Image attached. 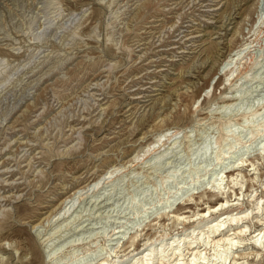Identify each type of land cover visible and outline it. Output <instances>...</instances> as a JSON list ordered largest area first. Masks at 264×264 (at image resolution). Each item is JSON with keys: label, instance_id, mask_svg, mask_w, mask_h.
I'll use <instances>...</instances> for the list:
<instances>
[{"label": "rangeland", "instance_id": "rangeland-1", "mask_svg": "<svg viewBox=\"0 0 264 264\" xmlns=\"http://www.w3.org/2000/svg\"><path fill=\"white\" fill-rule=\"evenodd\" d=\"M220 196L256 230L264 0H0V264H110L150 243L168 264ZM243 239L203 264H264V237L258 253Z\"/></svg>", "mask_w": 264, "mask_h": 264}, {"label": "bare ground", "instance_id": "bare-ground-1", "mask_svg": "<svg viewBox=\"0 0 264 264\" xmlns=\"http://www.w3.org/2000/svg\"><path fill=\"white\" fill-rule=\"evenodd\" d=\"M246 3L247 2L243 1V3L240 4V5L241 6H244ZM239 9H240V7H239ZM233 15H232L231 18H229V20L227 19L223 24H221L220 27H218L220 29V31H223V35H225L228 31H230L232 29V28H229L228 29V26H230L232 24L231 21L235 19V17H233ZM227 21H228V23H227ZM243 50H244V48H243ZM245 50H246V48H245ZM236 51L237 50H235V52ZM232 52L229 55L226 56V59L224 61V63H227V65L228 64H231V62L234 59H236L237 56H240V50L236 52V55H232L233 54ZM215 54H217L218 56H222V53L219 50H217L215 52ZM252 58H254V57H252ZM252 58L249 59V61H252L253 60ZM252 65L253 64H251V67H252ZM222 66H224V65H222ZM222 68H224V67H222ZM224 75H226V73ZM222 98H225V97H222ZM226 101L227 100H224L223 102H226ZM158 141L156 143H158ZM232 177H233V175H231V178ZM98 181H99V179H95L94 178V180L92 182L90 181L86 185V187H89L90 188L91 185H92L91 183L97 184ZM86 187L84 186V187L80 188V190H77V191L74 190L75 192L73 193V196L71 195L70 197H68V199H71L72 200L76 195H78V196H76L78 198L80 195H82L81 192ZM183 194L184 193H182L181 195H183ZM190 195H191V193L189 192V196ZM66 200H64L63 202H61V204L58 206V210L59 211L65 209L66 206L69 205V203L71 202V200H70L69 203H66V205H64V203H65ZM254 200H255V203H254V206H253L254 209H252V208L251 209L254 210V211H256L255 212V215H256L255 216V219H256V222H257V225H258V227L256 228V230L250 231V227L248 225V223H249L248 222L249 215H250V213L252 211L249 212L248 214L246 212H244L243 207H242V204L241 205H237L236 204V207L235 208H232V204L229 205L230 203H229L228 197L227 196L226 197H221L220 196L219 201L214 206L208 207L206 209L207 210L206 213H205V211H202L200 213L198 219H193V221H192L193 225H192V231H191V233L193 234L196 229H199V224L201 225V223H203L206 219L214 218L212 221H210V224L211 225L207 229L209 231L206 232V234H208V236L205 237L206 239H202L201 238L202 239V241H201L198 237H196V238L193 239V241H190L189 238H188L189 241H186L187 240V237H190L191 236V233L190 234L188 233V234L181 235L182 237L181 238H178L176 241L173 240L171 243L170 242L169 243H166V244H170V246L172 247V249H171L172 250L171 251L172 255L171 256L173 257V258L171 257L172 259L170 258L171 261L169 260L170 262L168 264H203L204 263L203 261L205 260V254H206L204 251L207 250V247L212 248L213 250L214 249L217 250L218 248L224 247V252H227L228 250H230V252H232L233 247H235L236 248V251H237V248L238 247H236V246L239 243L238 240L243 241L244 240L243 238H249V237H250L249 241H251V244H252L254 250H256L257 253L260 252L261 250H260L259 246H261V243H262L261 241H262V239L264 237V213H262L264 211V201L263 202H260V200L258 199V197H255L250 202H254ZM233 201H235V199ZM169 208H170V206H169ZM164 213H166V212H164ZM170 213H173V212H170ZM197 215L198 214H196V216ZM175 216L177 217V220L179 219V217H182L181 215L180 216L175 215ZM181 220H182L181 222L184 223L183 222L184 219L181 218ZM197 220H198V222L196 223ZM251 220H253L252 217H251ZM204 225H205V223H204ZM225 225H227L226 228L231 227V229L226 230ZM118 233H120V231L113 232L112 233V236H114V235H116ZM123 236H122V238H123ZM183 237H185V238H183ZM117 238H118V240L121 239V238L119 239V237H117ZM163 239H161V241L159 240L160 243L157 244V246L163 243V241H164ZM178 240H179V242L181 240L183 244H187L186 249H187L188 252H186V253L188 254V256H187L186 260L184 258L183 259L182 258L181 259H178V257H181V255L177 254L179 252V249H178L179 247L177 245H173L174 243L176 244V242ZM154 241H157V239H154ZM257 244H258V247H257ZM154 245H155L154 243H150L147 246H143L142 247V250H139L137 248H133L130 252H128V254H127L128 256L125 258V260H123V259L120 260L119 259L120 261H116V262L115 261L114 262L112 261V263H110V264H117V263L118 264H122L123 261H127V260L128 261L126 263H124V264H130L132 261H135L137 263L140 262L141 264H150L149 263V260L146 259V257L147 258L154 257L157 253L161 252V250L159 251L158 248L155 247ZM218 252L219 251H216L217 254H218ZM220 255H223V254H220ZM213 256H216V255L213 254ZM224 256H227V255L224 254ZM185 257H186V255H185ZM129 258H130V260H129ZM201 259H202V261H201ZM232 259H233V263L234 264H237L238 263L237 262V260H239L238 258L236 259V258H234V256H232ZM181 260H185V262L183 263V262H181ZM213 260H215V258ZM226 260H227V258H225V259L223 258V261L224 262ZM98 263L99 264H107V262H104V261H100V262L98 261ZM160 264H165V263L162 262ZM229 264H230V262H229Z\"/></svg>", "mask_w": 264, "mask_h": 264}]
</instances>
